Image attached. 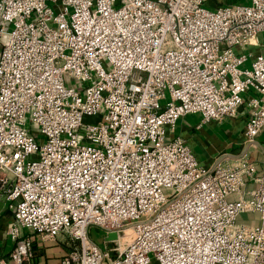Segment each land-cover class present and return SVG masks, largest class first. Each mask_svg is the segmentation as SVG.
I'll list each match as a JSON object with an SVG mask.
<instances>
[{
    "label": "built area",
    "instance_id": "built-area-1",
    "mask_svg": "<svg viewBox=\"0 0 264 264\" xmlns=\"http://www.w3.org/2000/svg\"><path fill=\"white\" fill-rule=\"evenodd\" d=\"M259 32L264 0H0V198L13 215L0 264H32L22 229L76 242L61 264H264V173L244 197L245 155L204 167L170 135L182 116L220 122L264 93V55L245 67L235 50ZM249 106L252 142L264 104ZM250 212L257 225L238 222ZM91 227L115 238L99 246Z\"/></svg>",
    "mask_w": 264,
    "mask_h": 264
},
{
    "label": "crops",
    "instance_id": "crops-1",
    "mask_svg": "<svg viewBox=\"0 0 264 264\" xmlns=\"http://www.w3.org/2000/svg\"><path fill=\"white\" fill-rule=\"evenodd\" d=\"M250 0H207L210 7L225 4H248ZM236 53H245L248 58L244 64L249 67L251 60L259 55H264V32H259L252 43L243 50L235 48ZM257 98L264 104V93L249 89L242 94V103L237 108L234 116L224 117L220 122H203L199 114H188L180 117L170 135L182 138L190 148L192 154L201 166L210 167L216 162H226L245 155L254 163L256 171L254 178L246 179L240 190L244 197L258 187L255 180L264 173V127L259 134L248 142L244 131L250 114L249 102ZM231 198H235L233 195ZM257 212L241 214L237 219L239 223L257 225L258 219L252 221ZM258 214V213H257ZM12 211L5 200L0 198V259L9 255L13 242L8 235V228L12 223ZM24 236L32 241V264H61L63 257L77 250L78 245L65 234H59L52 239H44L38 234L27 229H22ZM103 240L108 239V235Z\"/></svg>",
    "mask_w": 264,
    "mask_h": 264
},
{
    "label": "rangeland",
    "instance_id": "rangeland-1",
    "mask_svg": "<svg viewBox=\"0 0 264 264\" xmlns=\"http://www.w3.org/2000/svg\"><path fill=\"white\" fill-rule=\"evenodd\" d=\"M65 80H66V78H65ZM76 83H77V81L74 80V79H71V80H67V81H66V84L69 85V86H76ZM100 117H102L101 114H99V115H97V116H94V117H87V116H84V117H83V123H84V124H87V123H89V122H95L96 120H99ZM28 127H29V123H27V128H28ZM81 143H82V144H90V143H89L88 141H86V140H83ZM29 159H30V160H36V159H37V155H36V154H33V155H31V156L29 157ZM164 193H165L166 195H168V194H169V190H165ZM257 219H258V214L255 213V214H254V217H252V221H255V220H257ZM129 232H130V231L128 230L127 232H124V234H127V233H129ZM89 236H90L91 240L94 241V242H95L97 245H99V246H102V245H103V240H104V238L106 237V236H105V231H104V230H101V229H99V228H97V227H91V228L89 229ZM129 238H130V237H128L127 239H129ZM124 240H126V239H122V242H123ZM121 246L123 247V243H122ZM150 264H155V261L152 260V261L150 262Z\"/></svg>",
    "mask_w": 264,
    "mask_h": 264
},
{
    "label": "water",
    "instance_id": "water-1",
    "mask_svg": "<svg viewBox=\"0 0 264 264\" xmlns=\"http://www.w3.org/2000/svg\"><path fill=\"white\" fill-rule=\"evenodd\" d=\"M114 238H115V235H114V234H109V235H108V239H109V240H112V239H114Z\"/></svg>",
    "mask_w": 264,
    "mask_h": 264
}]
</instances>
